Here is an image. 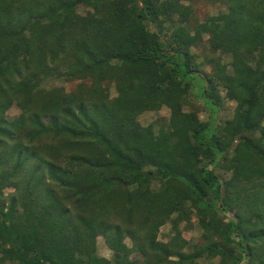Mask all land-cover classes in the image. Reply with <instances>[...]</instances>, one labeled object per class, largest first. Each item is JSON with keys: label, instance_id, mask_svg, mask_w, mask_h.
<instances>
[{"label": "trees", "instance_id": "16d2710c", "mask_svg": "<svg viewBox=\"0 0 264 264\" xmlns=\"http://www.w3.org/2000/svg\"><path fill=\"white\" fill-rule=\"evenodd\" d=\"M200 1L0 0V264H264V0Z\"/></svg>", "mask_w": 264, "mask_h": 264}, {"label": "rangeland", "instance_id": "374dc122", "mask_svg": "<svg viewBox=\"0 0 264 264\" xmlns=\"http://www.w3.org/2000/svg\"><path fill=\"white\" fill-rule=\"evenodd\" d=\"M195 9V17L199 22H203L207 20L209 16H217L218 14L225 12L226 7L222 0H201L198 3H194ZM209 37L207 35L204 36V41L197 47L192 49V52L198 57L197 61L201 66L202 75L204 77L205 73H208L210 76L214 75L218 63L222 65L228 66V71L231 69L232 59L230 56L223 55L221 53L213 54L208 47ZM79 82L65 84V88L67 92H71L77 90ZM112 96L115 97L116 91L115 88H112ZM222 96H225V93L222 92ZM192 105L190 107H185L187 111H198L199 117L202 121L207 120V111L202 106V101L192 100ZM236 103L233 101L224 100L222 112L220 113L221 119H231L234 115V111L236 108ZM21 111L17 105H13L7 111V116L9 119L20 116ZM171 116V111L169 108L164 107L158 112L148 111L143 113L138 117V121L143 127H148L150 125H154L155 127H159L160 125L167 124L169 122ZM219 174H224L222 171H218ZM158 187V186H156ZM13 192L12 188H8L5 190V194L9 195ZM180 231L186 240H189L191 244H197L202 242V229L198 225V221L194 216L191 223L187 225V222L181 223L179 226ZM176 235V230L173 229L172 224H166L163 226L158 234V239L161 242H169ZM98 255L105 257L107 259H111L112 251L108 248L105 239L103 237L98 238ZM130 244V242L128 241ZM218 262V259L214 261ZM200 264H203L202 262ZM244 264H250L246 261Z\"/></svg>", "mask_w": 264, "mask_h": 264}]
</instances>
